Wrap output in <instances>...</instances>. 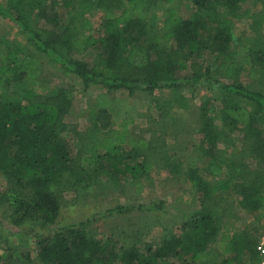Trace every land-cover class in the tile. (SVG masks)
<instances>
[{"label":"trees","instance_id":"16d2710c","mask_svg":"<svg viewBox=\"0 0 264 264\" xmlns=\"http://www.w3.org/2000/svg\"><path fill=\"white\" fill-rule=\"evenodd\" d=\"M175 1L0 2V18L18 27L11 40L3 38L0 42V175L6 181L0 205L9 208L7 219L12 225L30 224L44 230L33 240L38 249L37 259L43 264H165L173 258H179L184 264H260L257 239H252L248 233L231 234L222 222L225 214L216 208L213 198L234 191L243 210L253 218L261 217L264 129L258 123L264 120V94L241 84L239 77L246 73L252 82L262 77L264 35L249 39L242 33L235 40L233 17L240 16L245 0H191L195 8L206 13L215 24V33L210 37L203 33L204 26L196 14L191 20H185L169 8ZM155 4H160L166 15L163 30L152 34L146 17ZM94 5L104 8L99 18L101 34L97 33L92 17L85 16L86 9ZM40 21L45 28L36 27ZM161 47L166 53H162ZM27 48L52 56L60 71L77 76L86 90L92 85H101L109 92L121 91L130 97L138 92L153 95L162 89L172 90L174 97L160 107L162 117L168 116L172 107L191 108L189 100L175 95L182 86L177 82L180 79L175 78L177 71L187 70L188 60L194 56L207 52L217 56L223 60L219 67L223 77L231 81L222 85L218 115L224 126L238 129L249 138V153L262 166L250 170L243 160H236L241 158L240 148L234 147L230 156L235 160L220 157L211 161L205 170L189 172L192 190L209 206L169 238H158L143 245L123 244L114 237L99 240L87 231L91 221L50 229L59 217L63 193L77 188L82 181L90 182L101 175L114 181L122 177L131 179L136 193L141 194L142 181L151 176L155 166L147 158L140 159L149 145L130 141L126 120L122 122L120 139L116 140L121 142L106 146L108 139H116L119 127L114 128L111 105L101 101L102 96L93 108L94 127L89 137L77 152L71 150L63 139L66 131L63 120L74 107L75 92L58 87L48 97L28 88L29 81L40 78L41 68L38 59L27 53ZM90 49L101 52L92 64L73 58ZM174 56L178 58L176 61L172 60ZM202 77L203 74L196 71L192 78L199 82ZM243 100L253 104L255 109L252 111L242 105ZM204 117V142L216 149L219 137L213 126L214 118L205 112ZM239 125L242 127L238 128ZM125 143H129L130 150L125 148ZM225 170L231 175L217 178ZM164 205V202H152L119 206L106 211L103 217L159 211ZM210 243L216 244L215 247L210 248ZM26 256L29 261L30 254Z\"/></svg>","mask_w":264,"mask_h":264},{"label":"rangeland","instance_id":"374dc122","mask_svg":"<svg viewBox=\"0 0 264 264\" xmlns=\"http://www.w3.org/2000/svg\"><path fill=\"white\" fill-rule=\"evenodd\" d=\"M0 2L5 4L6 0H0ZM169 8L174 9L185 20H191L196 14L204 26L203 33L207 37L214 35L215 24L206 13L199 12L191 0H176ZM103 12L104 8H97V5L86 9L85 16L92 17L98 34H101L99 18ZM165 15L166 11L160 4L153 5L147 11L146 18L151 23L152 34L163 30ZM239 15V17H233L235 40L242 33H246L249 39H254L258 34L264 35V0H245ZM154 16L157 18L155 19ZM36 27L45 28V24L40 21ZM16 29L18 30V27L16 28L13 22L0 18V42L3 38L11 40L13 34L17 32ZM48 30H51L49 26ZM262 47L264 48V45ZM161 48L162 53H166V50ZM100 49L104 51L103 47ZM175 49L176 47L174 51ZM27 53L38 59L41 68L40 78L29 81L28 88L40 96L48 97L52 96L58 87L71 88L75 92L74 107L63 120L66 126L63 139L67 144L69 143L71 150L77 152L89 137L90 129L94 127L93 108L98 97L102 96L100 100L111 105L109 109L112 110L114 128L119 127L116 139L114 137V141L108 139L106 146L110 147L121 142L116 140L120 139L118 135L121 134V128H124V123L128 122L126 126L131 137L130 141L145 142L149 145L142 152L140 159L147 158L155 166L151 176L142 181L144 191L141 194L136 193L131 179L121 177L114 181L103 175L90 182L82 181L77 188L64 192L61 198L60 214L55 224L50 227L52 230L91 221L87 231L89 235L99 240L114 237L123 244L143 245L158 238H169L171 234L178 233L187 222L192 221L195 214L209 206L208 202L203 201L201 196L192 190L188 179L189 172L195 169L205 170L211 161L220 157L235 160L230 156L234 147L240 148L241 158L236 160H243L250 170H256L262 166L250 154L249 138H246L238 129L224 126L218 115L223 92L222 85L229 84L231 81L224 78L220 71L219 67L223 60L210 55L209 52L189 59L187 70L177 71L175 78L180 79L177 82L182 86L175 95L189 100L191 108L182 110L180 107H172L166 117H162L160 107L166 100L174 97L170 89H162L153 95L138 92L133 97L121 91L109 92L101 85H92L86 90L77 76L66 75L60 71L59 65L53 62L52 56L39 52L35 48H27ZM99 53L101 54L98 50L90 49L86 53L75 54L73 58L92 64ZM163 56L168 58L164 54ZM176 59L178 58L174 56L172 60L176 61ZM26 66L30 67V63ZM196 71L203 74L199 82H195L192 78ZM188 79L191 80L187 82ZM239 82L248 85L251 90L264 94V71L259 81L252 82L247 74L243 73L239 77ZM242 105L252 111L255 109L253 104L244 100ZM204 112L214 118L213 126L218 130L219 139L216 149H212L208 143L204 142V134H202L205 123ZM124 120L126 121L122 123ZM258 125L264 129V120H261ZM240 127L242 125L238 126ZM124 146L131 149L129 143H125ZM131 156L133 157V154ZM228 175H231L230 172L225 170L217 178ZM5 186V178L0 175V194ZM239 200L234 191L218 194L213 198L216 208L220 209L221 214H225L222 220L223 225L230 229L231 234L248 233L252 239L256 238L258 250L259 241L264 237V207L261 210V217L253 218L238 204ZM152 202H164L163 210L134 211L126 215L103 217L106 211L119 206H139ZM8 215L9 208L6 205H0V264H43L37 259L38 249L33 240L37 233H44V230L30 224L14 226L7 219ZM215 245L210 243L209 247L214 248ZM27 254H30L29 261H27ZM245 259H249L247 254ZM165 264L184 263L179 258H173L165 261Z\"/></svg>","mask_w":264,"mask_h":264},{"label":"built area","instance_id":"2783aa9c","mask_svg":"<svg viewBox=\"0 0 264 264\" xmlns=\"http://www.w3.org/2000/svg\"><path fill=\"white\" fill-rule=\"evenodd\" d=\"M258 254L260 257V264H264V237H262L259 241Z\"/></svg>","mask_w":264,"mask_h":264}]
</instances>
